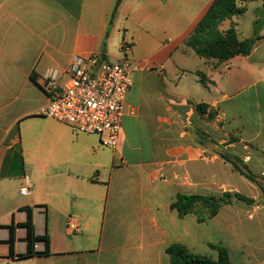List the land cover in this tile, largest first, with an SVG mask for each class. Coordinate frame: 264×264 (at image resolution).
<instances>
[{
	"label": "crops",
	"instance_id": "crops-1",
	"mask_svg": "<svg viewBox=\"0 0 264 264\" xmlns=\"http://www.w3.org/2000/svg\"><path fill=\"white\" fill-rule=\"evenodd\" d=\"M212 1L161 40L129 23L143 3L159 9L156 0H122L115 10L116 0H0V264H169L171 244L213 260L209 245H217L228 250L230 264H264V206L233 201L205 222L170 207L177 194L260 197L220 158L221 149L264 178V0L240 4L243 13L219 25L221 32L233 26L243 40L259 22L251 52L224 62L184 44ZM161 2L169 11L170 0ZM160 30L169 35L171 24ZM145 34L153 48L135 57ZM124 44L125 55L144 67L132 73L115 151L97 135L38 114L48 102L40 85L46 70H57L61 84L73 56L115 62ZM196 130L209 143L199 145ZM28 212L38 237L31 256ZM68 217L78 233L67 231Z\"/></svg>",
	"mask_w": 264,
	"mask_h": 264
},
{
	"label": "built area",
	"instance_id": "built-area-1",
	"mask_svg": "<svg viewBox=\"0 0 264 264\" xmlns=\"http://www.w3.org/2000/svg\"><path fill=\"white\" fill-rule=\"evenodd\" d=\"M125 46H121L123 58L115 62L98 55L73 56L61 84L57 70H46L40 85L48 95V102L39 108L38 114L77 132L97 135L103 146L115 151L126 95L133 83L132 73L144 67L125 55ZM128 114L134 116L136 110L129 109ZM66 229L70 234L78 233L77 220L68 217Z\"/></svg>",
	"mask_w": 264,
	"mask_h": 264
},
{
	"label": "trees",
	"instance_id": "trees-1",
	"mask_svg": "<svg viewBox=\"0 0 264 264\" xmlns=\"http://www.w3.org/2000/svg\"><path fill=\"white\" fill-rule=\"evenodd\" d=\"M122 0H116L115 8ZM256 0H213L205 14L199 19L192 32L186 38L185 46L191 48L194 53L206 60H216L217 62L227 61L235 56L248 55L256 40L258 24L254 23V34L250 38L239 40L233 26L224 32H221L218 27L227 19L238 16L243 13L244 9L239 8L240 4ZM264 11V2L262 5ZM264 13V12H263ZM202 83L206 82L205 76L197 72ZM196 109L200 114H205L207 106L198 104ZM214 113H208L207 119H213ZM197 143L201 146L209 143L205 134L195 131ZM224 162L230 164L232 168L242 175L249 182L256 185L260 192V197L256 200L248 198L239 193L224 192L220 196H204V195H183L177 194L175 200L171 203V209L175 210L180 218L187 214H194L199 222H205L213 218L219 209L225 205L231 204L233 201H242L252 206H264V178L252 172L247 165L236 155L229 153L227 150H222L218 153ZM26 228V243L27 254H34V243L38 237L34 234L31 214L28 212L27 220L24 224ZM13 229L9 230V246L12 251ZM210 249L217 254L215 260L191 253L185 246L180 244H171L166 248V254L169 257V264H230L228 250L217 245H209Z\"/></svg>",
	"mask_w": 264,
	"mask_h": 264
},
{
	"label": "rangeland",
	"instance_id": "rangeland-1",
	"mask_svg": "<svg viewBox=\"0 0 264 264\" xmlns=\"http://www.w3.org/2000/svg\"><path fill=\"white\" fill-rule=\"evenodd\" d=\"M158 1V5L163 7L162 0ZM184 0H170V10L163 12L161 11V7L158 9L156 6L148 7L147 3H143V5L138 9H133V13L129 14V23L135 30H139L138 27H142V29L148 30L149 33H153L154 36L157 38L167 39L168 37L173 36V31L179 29L180 26L186 24L190 20H192L196 16V10L198 6L203 3L205 0H192V4L190 8H183ZM154 3H148V5H154ZM251 16V15H249ZM124 22V19H121ZM171 24L172 31L169 35H162L161 27L163 24ZM122 32V31H120ZM141 32V31H138ZM146 35V34H145ZM143 35L142 38L136 43L137 47L134 49V56L138 58H143L147 56L152 48L153 45L150 42L146 41L147 35ZM150 39V38H149ZM156 40V39H155ZM120 38L116 40L115 45V52H118L117 48L120 43ZM135 44H133L134 46ZM117 47V48H116ZM129 57H132L129 54Z\"/></svg>",
	"mask_w": 264,
	"mask_h": 264
}]
</instances>
